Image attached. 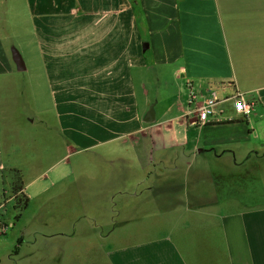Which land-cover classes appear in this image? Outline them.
<instances>
[{
  "label": "crops",
  "instance_id": "obj_1",
  "mask_svg": "<svg viewBox=\"0 0 264 264\" xmlns=\"http://www.w3.org/2000/svg\"><path fill=\"white\" fill-rule=\"evenodd\" d=\"M188 84L221 102L211 121L191 115L185 128ZM237 91L253 104L247 116L225 98ZM176 156L185 164L156 180L155 163ZM87 171L110 193L99 209L109 213L83 202ZM247 172L264 173V0H0V208L20 176L24 211L41 198L42 236L65 239L53 256L17 252L4 264H84L65 260L72 244L87 245L89 264H264V200L240 188L264 180ZM107 184H171L175 195L114 227ZM59 204L74 207L60 214ZM151 217L162 227L139 226Z\"/></svg>",
  "mask_w": 264,
  "mask_h": 264
},
{
  "label": "rangeland",
  "instance_id": "obj_2",
  "mask_svg": "<svg viewBox=\"0 0 264 264\" xmlns=\"http://www.w3.org/2000/svg\"><path fill=\"white\" fill-rule=\"evenodd\" d=\"M77 160H80L81 157H72L69 160H72L73 163ZM166 160H169V157L166 158ZM165 160V161H166ZM174 162H162L163 165H158L156 164V169L159 172H155L156 177H159V179L156 178V180H162L163 182L168 181L170 177L175 173L176 166L180 164H185L186 160H184V157H179L176 156V158L173 159ZM183 162V163H182ZM74 165V164H72ZM154 165V163H153ZM155 169V170H156ZM76 170V169H75ZM180 170V169H179ZM185 167H181V171H179L178 174V179H183L185 178ZM214 168L213 166L210 167V171L207 174L208 177H212L214 173ZM183 171V172H182ZM89 172H84L83 173V181L81 184V191L82 195L81 198L83 199V202L89 201L90 203L93 204L94 208L97 209V211H106L109 213V207H104V210H99L102 209L100 203L103 202L105 194L109 195L110 193L108 192L107 189L101 190V188H96L97 184H89L87 180V175ZM257 173L252 174L250 172L243 173L242 174V179L243 180H250V181H263L264 180V173L262 175V178L259 176L257 177ZM216 177V176H215ZM21 179L20 176L16 178L18 181ZM200 189H202L204 192H207L208 194L212 195L216 192L215 186L216 184H200ZM219 186L225 185V184H218ZM108 187L113 188V206H112V212H113V224L114 227L118 224H120V221L122 219V216L126 214V212L130 213H135L139 214L143 212L144 210L148 209L151 210L152 212L156 209H167L170 206V200L173 195V188H171V184H107ZM123 186V188H122ZM150 186L152 187H158L159 190L161 191L156 197L155 200L150 199V194L152 191L150 190ZM173 186V184H172ZM240 188L242 190V195L243 198H247L251 203L254 201H262L264 200V184H240ZM218 187V186H217ZM216 187V188H217ZM220 187H218L219 189ZM12 188H8V192L10 193ZM99 192H102L101 198H98L97 195L99 196ZM9 195V194H8ZM68 191L66 193V201L67 199ZM79 191L75 188V194L69 195L70 197H78ZM148 197L147 202L144 203V197ZM42 199L37 198L32 200L30 203L29 207L27 208L26 211L24 209L23 205L20 207H17L14 209V206L16 204V201H13L12 203H8L5 198L3 197V205L0 208V217L4 218L6 220L5 223L12 224L14 221L13 217L16 215H20L19 218L21 217V220L16 223V225L12 227H8L7 233L6 234H0V264L4 263H9V257L11 254V257L14 259L16 258V254L18 252V258L20 261L26 258V253L31 252L29 254V257L31 260H42L44 257V250H49L52 254L54 255L53 252H56L61 248V245L64 244L65 239L61 236L56 235L52 236L50 238H45L42 235L48 232L50 230L49 228H45L44 224L39 220V216L41 215L42 212ZM106 206V205H105ZM56 210L59 211L60 214L67 211L69 208H72L74 206H70L69 204H66L65 206L63 204H59L58 206H54ZM84 206H82L83 208ZM76 212L79 210L78 205L75 206ZM24 211V212H23ZM56 211V213H58ZM86 211H83L84 213ZM151 212V213H152ZM23 213V215H22ZM136 217V216H135ZM137 219V218H136ZM16 222V221H15ZM63 225V222L60 221L57 223L55 226H52L54 229H58ZM64 225H67V222H64ZM140 227L144 226V228H153L156 226L162 227L160 224L154 223L153 218H146L143 221L140 222ZM60 231V230H59ZM62 231V230H61ZM23 232H27L29 235L30 240L28 237L26 238V242L21 246V239L24 234ZM31 233V234H30ZM40 235V236H39ZM87 245H82L80 247V244H77L76 247H74V244L71 245V248L69 249L68 257L65 258L67 261H75V258L77 260L80 259V261L84 264H89L90 256L92 253L89 250H84ZM50 254V256H51ZM81 255V256H80ZM51 256V259H55ZM80 256V257H79Z\"/></svg>",
  "mask_w": 264,
  "mask_h": 264
},
{
  "label": "built area",
  "instance_id": "obj_3",
  "mask_svg": "<svg viewBox=\"0 0 264 264\" xmlns=\"http://www.w3.org/2000/svg\"><path fill=\"white\" fill-rule=\"evenodd\" d=\"M190 93L188 96V111L182 116V123L185 128H188L191 122V115H195L197 122L205 124L211 121L212 116L217 112V108L221 102V99L213 91H209L208 94L203 92H194L191 84ZM226 99H232L234 102L235 110L245 116L249 115L253 104L248 102L240 92L229 94ZM222 110H220L221 112ZM12 224L0 221V234H6L8 227Z\"/></svg>",
  "mask_w": 264,
  "mask_h": 264
},
{
  "label": "trees",
  "instance_id": "obj_4",
  "mask_svg": "<svg viewBox=\"0 0 264 264\" xmlns=\"http://www.w3.org/2000/svg\"><path fill=\"white\" fill-rule=\"evenodd\" d=\"M23 188V182L21 179H19L18 181H16V183L13 186V191L16 194V204H15V208L20 207V206H24L27 207L28 205V198L24 195V192L22 191ZM20 216V215H19ZM18 215H16V219L19 218Z\"/></svg>",
  "mask_w": 264,
  "mask_h": 264
},
{
  "label": "water",
  "instance_id": "obj_5",
  "mask_svg": "<svg viewBox=\"0 0 264 264\" xmlns=\"http://www.w3.org/2000/svg\"><path fill=\"white\" fill-rule=\"evenodd\" d=\"M148 48V44H146V46H145V48H144V50H146ZM22 61H17V63H18V65H20V63H21ZM153 110H151L150 112H149V116H150V118L151 117H153ZM147 121H151L150 119H147Z\"/></svg>",
  "mask_w": 264,
  "mask_h": 264
}]
</instances>
